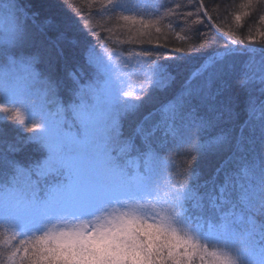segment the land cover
Masks as SVG:
<instances>
[{"label":"trees","instance_id":"trees-1","mask_svg":"<svg viewBox=\"0 0 264 264\" xmlns=\"http://www.w3.org/2000/svg\"><path fill=\"white\" fill-rule=\"evenodd\" d=\"M244 2L0 0V8L15 20L9 44L0 39V68L8 67L12 59L28 64L33 71L31 89L46 108L61 106L70 114L78 95L102 80L90 59L93 55L107 48L143 57L157 76L130 98L132 106L120 113L110 130L111 165L122 171L128 162L139 160L142 170L137 174L147 170L152 187L165 192L163 200H170V195L179 200H174L179 220L184 217L189 225L213 229L215 234L233 229L238 237L247 231L262 248L256 252L263 264L264 38L260 33L264 24L259 17L264 15V4L241 9ZM249 11L253 15L241 27L234 13ZM124 16L143 18L144 23L133 24ZM228 32L234 35L229 37ZM181 97L186 98L178 112H166ZM193 108L208 121L206 126L197 127ZM14 109L0 94V184L6 181L3 191L20 195L15 196L18 202L6 200L0 210V264H8L11 251L19 247L13 243L16 237L42 235L47 231L44 224L59 229L50 222L57 209L54 192L69 181L63 171L42 179L48 149L28 122L12 117ZM218 135L224 136L221 145L206 150ZM52 185L56 187L49 196ZM20 200L41 211L42 225L33 226V218L28 219L32 216L20 209ZM13 201L19 205L12 206ZM59 210L66 220L67 210ZM221 220L232 226L222 228ZM225 242L228 248L218 250L231 254L232 246L227 238ZM69 244L71 249H65L69 258L56 245L58 264H86L82 252L74 253L76 246ZM208 247L217 249L213 244ZM124 250L121 264L140 262L132 248L126 245ZM236 256V264H256Z\"/></svg>","mask_w":264,"mask_h":264},{"label":"rangeland","instance_id":"rangeland-1","mask_svg":"<svg viewBox=\"0 0 264 264\" xmlns=\"http://www.w3.org/2000/svg\"><path fill=\"white\" fill-rule=\"evenodd\" d=\"M14 27L15 20L5 9L0 8L1 42L9 44ZM90 59L99 70L102 80L97 85H88L85 93L78 95L77 105L71 107L70 114H66L61 106L52 110L46 108L42 97L31 89L33 71L28 64L12 59L8 67L0 68V94L14 105L15 109L22 111L24 121L32 126L36 136L48 149V158L40 173L42 179L58 175L62 171L68 176L66 187L63 184L62 188L58 187L55 192V185L47 189L49 196L55 193L54 203L57 207L50 218L52 225L58 224L59 229H65L74 225L73 223L75 225L83 221L91 223L98 217L129 209H135L139 214L152 220H158L160 214L164 213L172 218L175 216L173 218L175 225L192 235L202 245L213 244L217 249H221L227 245L225 242L227 238L232 246L231 255L234 258L240 254L253 263L259 264V260L262 262L256 252L262 248L255 243L256 237L247 231H243L237 237L233 229H222L230 228L232 225L221 220L219 224L223 225L222 230H217L215 234L213 229L203 231L199 226L189 225L184 217L179 220L178 216L174 215L177 210L174 200L178 199L175 195L169 194L170 200H163L165 192L152 187L146 174L148 171L145 170L141 175L137 174L142 170L139 160L128 162L122 171L111 165L112 149L107 144L108 134L117 123L120 113L132 106L130 98L147 81L155 78L157 72L147 66L143 57L124 55L107 48ZM68 116L73 119L70 120ZM163 182L164 179L161 183ZM6 184V181L3 185L0 184V210L6 204V200L18 202L15 196L20 197L18 193H14L16 191H3L2 188H5ZM162 187L166 191V187L164 185ZM15 201L11 204L17 207L19 203L16 204ZM20 201L22 203L20 209L32 216L28 219L31 221L33 218V226L42 225L43 223L39 222L42 217L41 211H37L32 204L26 206V202ZM44 203L47 204L45 200ZM60 208L67 210L69 217L66 220L59 216ZM182 213L183 206L180 209V214ZM45 218L46 215H43L42 220ZM21 222H25L24 217ZM92 226L94 227V224ZM44 227L46 230L51 228L46 224ZM246 240H250L251 243L246 245ZM67 242L76 246L73 249L74 253L82 252L81 258L86 264H121L120 260L125 256L126 244L121 238L92 237L86 241L70 238ZM67 242L61 240L59 249L68 257L65 249L71 247ZM137 264H142V261Z\"/></svg>","mask_w":264,"mask_h":264},{"label":"snow or ice","instance_id":"snow-or-ice-1","mask_svg":"<svg viewBox=\"0 0 264 264\" xmlns=\"http://www.w3.org/2000/svg\"><path fill=\"white\" fill-rule=\"evenodd\" d=\"M109 3L111 4L112 0H109ZM259 4H264V0H245L240 8L251 9ZM252 15L253 11L236 12L234 19L243 27L245 19ZM123 19L133 24L143 25L144 23L143 18L124 16ZM259 23L264 24V15L259 17ZM156 30L160 31L159 28ZM226 34L229 37L234 35L233 32ZM260 35L264 38V30ZM249 39L252 38L249 37ZM179 50L184 51V49ZM188 95L190 93L186 94ZM185 98H179L166 109V112L173 114L178 112L184 105ZM11 115L21 123L25 120L24 114L19 109L11 110ZM191 115L198 122V128L207 125L208 121L204 117L196 115L195 108ZM223 141L224 136L218 135L212 138L205 148L211 150L221 145ZM92 237L121 238L128 247L133 249L136 258L142 261V264H236L235 258L230 253L210 249L186 231L179 229L171 216L161 213L158 220H152L139 214L135 209L98 217L91 223L83 221L72 228L52 227L44 234L28 239L16 237L13 243H18L19 247L11 251L8 264H58L60 257L56 254V245L63 238L86 241ZM8 239L13 240V237L9 236Z\"/></svg>","mask_w":264,"mask_h":264}]
</instances>
